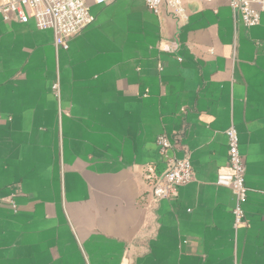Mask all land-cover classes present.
<instances>
[{
  "label": "crops",
  "instance_id": "crops-1",
  "mask_svg": "<svg viewBox=\"0 0 264 264\" xmlns=\"http://www.w3.org/2000/svg\"><path fill=\"white\" fill-rule=\"evenodd\" d=\"M87 1L94 22L68 50L0 16V264H264V13L247 27L229 0H184L183 21ZM231 126L248 188L238 229L217 184ZM160 136L194 171L165 199Z\"/></svg>",
  "mask_w": 264,
  "mask_h": 264
},
{
  "label": "built area",
  "instance_id": "built-area-1",
  "mask_svg": "<svg viewBox=\"0 0 264 264\" xmlns=\"http://www.w3.org/2000/svg\"><path fill=\"white\" fill-rule=\"evenodd\" d=\"M102 3L105 0H96ZM147 6L159 13L163 6L180 20H186L184 0H142ZM213 1V0H209ZM234 12L240 14L247 27L260 23L264 13V0H229ZM0 16L5 21L29 23L34 21L40 30H51L55 35L56 45L68 50L70 41L94 22L87 0H8L0 6ZM58 86H55L57 89ZM229 145L230 172L219 174L217 184L231 189L236 196L233 209L234 227L240 228L245 220L244 205L248 200L246 186V167L240 150L237 129L231 126L227 132ZM160 152L166 156L164 170L159 173L152 186V195L157 199H165L178 195V190L194 179L192 163L189 159L168 157L171 144L168 138L158 139Z\"/></svg>",
  "mask_w": 264,
  "mask_h": 264
}]
</instances>
